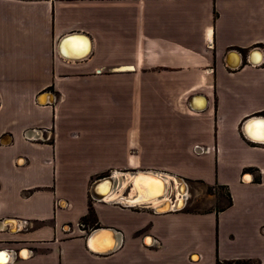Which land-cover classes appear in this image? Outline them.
<instances>
[{
	"label": "crops",
	"instance_id": "crops-1",
	"mask_svg": "<svg viewBox=\"0 0 264 264\" xmlns=\"http://www.w3.org/2000/svg\"><path fill=\"white\" fill-rule=\"evenodd\" d=\"M69 36L78 54L89 40L87 56L61 54ZM253 116L264 0H0V264H264V142L242 127ZM115 171L180 176L189 206L94 199ZM98 227L113 230L107 253L87 245Z\"/></svg>",
	"mask_w": 264,
	"mask_h": 264
},
{
	"label": "bare ground",
	"instance_id": "bare-ground-1",
	"mask_svg": "<svg viewBox=\"0 0 264 264\" xmlns=\"http://www.w3.org/2000/svg\"><path fill=\"white\" fill-rule=\"evenodd\" d=\"M68 45V44H67ZM71 46V47H70ZM64 54L72 57L73 55H75V53H77L74 49V44L73 45H69V49L66 50L64 49ZM261 59V56H260ZM235 65L237 64V62L234 63ZM48 96H42L40 98L41 102H46ZM202 106H198V107H203ZM261 130V129H260ZM257 133V137H264V134L259 133L258 129L256 131ZM148 173H152L157 175V177H153L156 180L152 179V178H147L145 179L144 182L140 183V181H138L139 179L136 180L135 185H134V173L130 174H126L123 175L122 173L115 171L112 179H110V181H101L99 182V187H96L95 189V193H97L99 195V198H101L100 200H104L107 202H114L116 200H119L120 197H123V191L126 188V186L128 185L129 181H131L132 183V189H131V193L130 196L127 200L128 204H133V203H137L140 202L139 204H148L151 205L155 208H157L159 211H166V210H172L175 208V204L178 203V200L180 198L184 199L183 203H178L179 206L183 205L184 202L186 203V195L188 193V184H184L183 188V192L185 195H177L174 196V200L171 199L170 197V177L167 174L164 173H160V172H150L148 171ZM250 176V175H248ZM157 179H159V181H157ZM248 180V179H246ZM114 184V186H113ZM141 184V185H139ZM172 184V183H171ZM175 185V193H179V191H177L178 186H179V182L175 179L174 183ZM137 186V187H136ZM138 188V190H137ZM179 190V189H178ZM162 195L161 197H157L158 195ZM135 196H137L135 198V200H132ZM122 203H125L124 200H121ZM142 206V205H140ZM108 235L107 239H103L102 240V235ZM113 234L108 232V231H98L96 232L93 237L91 238L90 241V247L92 250L96 251V252H107L108 250H110L111 248H113V246L115 245V240L113 239ZM112 237V238H111ZM106 240V241H105ZM9 261V259L7 258V256H1L0 257V262H7Z\"/></svg>",
	"mask_w": 264,
	"mask_h": 264
},
{
	"label": "water",
	"instance_id": "water-1",
	"mask_svg": "<svg viewBox=\"0 0 264 264\" xmlns=\"http://www.w3.org/2000/svg\"><path fill=\"white\" fill-rule=\"evenodd\" d=\"M74 39H75V36H72V37H71V36H69V37H64V38L62 39V41L60 42V52H61V54H62L63 56H65V57H67V58H69V59H71V60L82 59V58H84L85 56H87V54L90 52V42H89L88 39L86 40V43H85V46H84L85 48H84V51H83L82 53H80V54L75 53V55H73L72 57H70V56L64 54V52H63L64 49H66V50L69 49V45H73V43H74L73 40H74ZM67 44H68V45H67ZM70 47H71V46H70ZM256 50H259V49H256ZM252 61H253V59H252ZM253 62H254V63H258V60H255V59H254ZM257 129H258L259 133L264 134V116H253V117H250V119H248V121H247L246 124L244 125V131H245V133L247 134L248 137H250L251 139H253V140H255V141L264 142V137H263V136H262V137H257V136H258L257 133H256ZM260 129H261V130H260ZM150 172H155V171H150ZM132 173H134V185H135V182H136L137 179H139L138 181H140V183H142V182H144L145 179H147V178H148V179H149V178H152V179L156 180V179L153 178V177H157V175L152 174V173H148V171H132V172L130 173V175H131ZM167 175H169V177H170V181H171L172 184L174 183V180H175V179L179 182V186H178V189H179V190L177 189V191H179V193H180L179 195H185L184 192H183V188H182V187H184V184L186 185L187 183L185 182L184 178H182V177H180V176L172 175V174H167ZM248 175H249V174H246V175L244 176V179H245V180L247 179ZM110 179H112V176H106V177H103V178H100V179L96 180V181L92 184V186H91V195H92V197H93L94 199H96V200H100V199H101V198H99V195H98L97 193H95V189H96V187H99V182H101V181H110ZM157 181H159V179H157ZM139 185H141V184H139ZM113 186H114V184H113ZM136 187H137V186H136ZM131 189H132V183H131V181H129V183H128L127 187H126L125 194H123L124 196H123V197H120L119 200H116V202H121V200H124L125 203H122V202H121V203H122L123 205H125V206H140V205H142V206H144V207H151L156 213H165V212H168V211L171 210V209H170V210H166V211H159L157 208H155V207H153V206H151V205H148V204H139L140 202L133 203V204H128V203H127V200H128V198H129V196H130ZM137 190H138V188H137ZM161 196H162V195L160 194V195H158L157 197H161ZM136 197H137V196H135L132 200H135ZM171 199L174 200L173 195H172ZM183 201H184V199L180 198V199L178 200V203H183ZM186 201H187V200H186ZM178 203L175 204V208H174L175 210L183 209V208L186 206V203H185V202H184V204L181 205V206H179ZM98 231H108V232L114 234V233H113V230L108 229V228L98 227V228H94V229H92V230L90 231L88 237H87V245H88V247H89L90 249H91V247H90V241H91V238H92L93 235H94L96 232H98ZM112 236H113V239L115 240L114 235H112ZM111 238H112V237H111ZM115 242H116V241H115ZM115 247H116V243H115V245L113 246V248H111V249L108 250L107 252L113 250ZM91 250H92V249H91ZM92 251H94V250H92ZM95 252H96V251H95ZM107 252H101V253H107ZM98 253H100V252H98ZM1 256H2V257H3V256H7V258L9 259V255H8V253H7L6 251H0V257H1ZM7 262H8V261H7ZM7 262H4V263H7ZM0 263H3V262H0Z\"/></svg>",
	"mask_w": 264,
	"mask_h": 264
},
{
	"label": "rangeland",
	"instance_id": "rangeland-1",
	"mask_svg": "<svg viewBox=\"0 0 264 264\" xmlns=\"http://www.w3.org/2000/svg\"><path fill=\"white\" fill-rule=\"evenodd\" d=\"M112 90H113V93L116 95V97L122 95L123 89H112ZM101 91L106 96L107 93H108V91H109V89H102ZM105 105H106V107H108L107 103ZM110 107H111V103H110ZM118 113L120 114V117H121L123 112L122 111L119 112V109L117 108L115 110V117H116V114H118ZM113 122L115 123L116 129H117V127L120 126V123L122 124L121 119H117V117L114 120L111 121V123H113ZM119 128L122 129L121 127H119ZM193 187H194V185L192 183H189V191H188V193L186 195V197H188L187 207L189 206V199L191 198V194L193 193L192 192ZM174 189H175V185L170 183V188H169V190H170V197H172V195H173V197L179 195L178 193H175V190ZM210 191H213V189H211ZM234 192H235V190H234Z\"/></svg>",
	"mask_w": 264,
	"mask_h": 264
},
{
	"label": "trees",
	"instance_id": "trees-1",
	"mask_svg": "<svg viewBox=\"0 0 264 264\" xmlns=\"http://www.w3.org/2000/svg\"><path fill=\"white\" fill-rule=\"evenodd\" d=\"M96 215H95V212L93 210L92 207H90V212L87 216H84L81 218V222L83 224H86V223H90L93 224L95 221H96ZM238 264H257V262L255 261H250V260H246V261H238Z\"/></svg>",
	"mask_w": 264,
	"mask_h": 264
},
{
	"label": "built area",
	"instance_id": "built-area-1",
	"mask_svg": "<svg viewBox=\"0 0 264 264\" xmlns=\"http://www.w3.org/2000/svg\"><path fill=\"white\" fill-rule=\"evenodd\" d=\"M259 56V55H258ZM260 57V56H259ZM258 61H259V58L257 59ZM248 119H250V118H248ZM248 119L243 123V125H242V127H243V129H244V125L246 124V122L248 121ZM250 138V137H249ZM251 139V138H250ZM198 149H199V152L197 151V153H205V152H208V148H206V147H203V146H201V147H197ZM252 171L249 173V172H245V174H244V176L246 175V174H249V175H252ZM245 180V179H244ZM68 229H69V227H68Z\"/></svg>",
	"mask_w": 264,
	"mask_h": 264
}]
</instances>
